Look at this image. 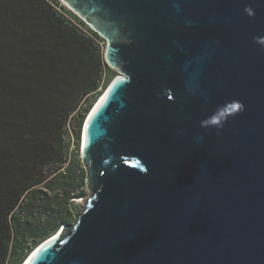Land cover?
<instances>
[{"label": "water", "instance_id": "1", "mask_svg": "<svg viewBox=\"0 0 264 264\" xmlns=\"http://www.w3.org/2000/svg\"><path fill=\"white\" fill-rule=\"evenodd\" d=\"M116 75L87 195L21 264H264V0H61Z\"/></svg>", "mask_w": 264, "mask_h": 264}, {"label": "trees", "instance_id": "2", "mask_svg": "<svg viewBox=\"0 0 264 264\" xmlns=\"http://www.w3.org/2000/svg\"><path fill=\"white\" fill-rule=\"evenodd\" d=\"M65 8L0 0V264H21L72 222V201L84 197L86 178L68 164L65 136L72 125L80 139L107 63L101 36Z\"/></svg>", "mask_w": 264, "mask_h": 264}, {"label": "rangeland", "instance_id": "3", "mask_svg": "<svg viewBox=\"0 0 264 264\" xmlns=\"http://www.w3.org/2000/svg\"><path fill=\"white\" fill-rule=\"evenodd\" d=\"M54 1H57L58 6L61 8L63 6H65V4L61 0H54ZM65 7L66 8L64 10L63 9L62 10L65 13L67 19L73 21V23H76V24H78L79 22L82 23L79 26L81 28H83L87 32V34H89L90 29L84 24V22L71 9H69L67 6H65ZM105 43L106 42L103 39L99 40L100 55H101V58L106 63L105 56H104ZM103 69H104L103 77L105 80V84L104 83L102 84V89H101L99 95L97 96V99H96L94 105L96 104V102L98 101L100 96L102 95L103 91L105 90V88L107 87L109 82L116 75L115 71L110 69L106 64L104 65ZM94 105H93V107H94ZM87 117H86L84 123L82 124L80 139L77 138L75 130H74L72 125H68L67 133L65 136V143L67 146L66 154L68 157V164H70V166H72V168L82 169V173H83L84 177L86 176V173H85V169L83 168V165H82L81 156H82V149H83L82 147H83V141H84L83 138H84V132H85V122L87 120ZM84 192H85L84 196L87 195V189L85 188V186H84ZM73 221H74V218H73L71 223H73Z\"/></svg>", "mask_w": 264, "mask_h": 264}, {"label": "bare ground", "instance_id": "4", "mask_svg": "<svg viewBox=\"0 0 264 264\" xmlns=\"http://www.w3.org/2000/svg\"><path fill=\"white\" fill-rule=\"evenodd\" d=\"M83 140H84V141H83V145H84V143H85V133H84V138H83Z\"/></svg>", "mask_w": 264, "mask_h": 264}]
</instances>
